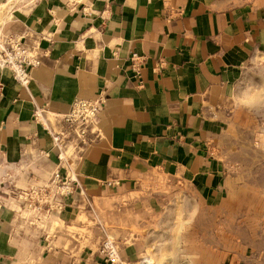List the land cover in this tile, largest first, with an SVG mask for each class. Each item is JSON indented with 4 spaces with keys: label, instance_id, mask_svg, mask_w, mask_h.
<instances>
[{
    "label": "crops",
    "instance_id": "0c3cea01",
    "mask_svg": "<svg viewBox=\"0 0 264 264\" xmlns=\"http://www.w3.org/2000/svg\"><path fill=\"white\" fill-rule=\"evenodd\" d=\"M14 23L41 64L28 90L0 70V264H106L102 227L113 264L261 262L262 170L238 142L264 108L262 85L246 87L264 52V0H38ZM133 53L145 57L142 86ZM99 97L83 142L63 114ZM36 107L68 134L86 194L73 184L49 200L50 225L21 196L55 189L61 170Z\"/></svg>",
    "mask_w": 264,
    "mask_h": 264
},
{
    "label": "built area",
    "instance_id": "2783aa9c",
    "mask_svg": "<svg viewBox=\"0 0 264 264\" xmlns=\"http://www.w3.org/2000/svg\"><path fill=\"white\" fill-rule=\"evenodd\" d=\"M144 61L145 57L138 53H133L131 56L132 70L134 76L139 80L141 78V65ZM40 64V59L24 44L21 36L9 35L0 38V70H10L13 73L15 80L27 90L31 78L30 71ZM140 86H142L141 80ZM103 103L104 100L100 97L95 99H77L72 104L70 111L63 114L65 122L70 126L76 127L77 134L83 142H86L87 133L91 129V126L94 125L98 113L103 108ZM44 112L45 109L36 107L34 111V119L46 126L47 131L52 137L54 148L57 151L61 170L65 171L64 177L62 176L61 170L54 174V180L56 181L55 193H60L63 189H68L67 193H69L70 188L75 184L81 194L86 196L83 187L75 176L72 155L69 153L70 140L68 134L64 132H54L49 126H47L43 115ZM50 190L52 191L54 189ZM47 192L44 194L48 195ZM50 197L52 198L51 201L59 202V197H55V194ZM42 201L41 199H38V209L42 207V204L44 203ZM102 231L104 238L101 245V253L106 259V264H113L120 260L118 248L115 240L104 227H102Z\"/></svg>",
    "mask_w": 264,
    "mask_h": 264
},
{
    "label": "rangeland",
    "instance_id": "374dc122",
    "mask_svg": "<svg viewBox=\"0 0 264 264\" xmlns=\"http://www.w3.org/2000/svg\"><path fill=\"white\" fill-rule=\"evenodd\" d=\"M38 0H14V3H12V6H8L9 8L5 9L3 13L0 14V38H4L6 36L12 35V33L15 31V18L19 16L23 11H26L30 6H32L34 3H36ZM9 2V0H0V11L4 9V4ZM255 71L258 72L259 76L255 77L254 79L249 78V82L247 85V82L245 85L246 87L256 86L261 87L264 89V52L258 55V57L254 60ZM262 83V84H261ZM254 116H256L258 123L255 125H252L250 128H246L245 134H246V141H239L238 147L242 146L244 143L245 145H250V150H257L256 151V157L253 159V162H257V166L262 170V172L253 173L252 175L256 177L258 180L264 181V108H257L255 107L253 110ZM243 147V146H242ZM48 192H47V191ZM42 191V190H41ZM56 189L50 190L45 188L44 193L47 192L48 195L43 194L42 192H36L35 190L26 191L23 190V193H21V196L27 204H23V206L26 209V213L29 216H32L37 223L46 225L45 221L50 222L49 225L52 222V217H50L54 211L52 204L49 202L52 198L50 196H53L55 194V197H65L69 193H67L68 189H63L60 191V193H55ZM62 192V193H61ZM50 193V196H49ZM38 199L46 200L41 208H37V202ZM55 202V201H54ZM60 202V201H59ZM56 203V202H55ZM44 206V207H43ZM52 207V208H51ZM45 209V210H44ZM58 209H56L57 211ZM36 214H39V217H37ZM45 220V221H43ZM98 226L99 222H97ZM35 225V223H34ZM102 231V230H101ZM102 236V239H100V244L102 245L103 241V232L100 234ZM261 262L259 264H264V257L260 260Z\"/></svg>",
    "mask_w": 264,
    "mask_h": 264
},
{
    "label": "bare ground",
    "instance_id": "6f19581e",
    "mask_svg": "<svg viewBox=\"0 0 264 264\" xmlns=\"http://www.w3.org/2000/svg\"><path fill=\"white\" fill-rule=\"evenodd\" d=\"M12 3H14V0H9V2L5 3L3 6H4V9L0 11V14L3 13V11L7 8H9L10 6H12ZM9 6V7H8ZM6 12V10H5Z\"/></svg>",
    "mask_w": 264,
    "mask_h": 264
}]
</instances>
